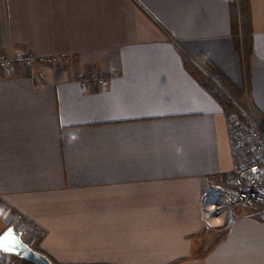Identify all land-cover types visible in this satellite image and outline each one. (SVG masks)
I'll list each match as a JSON object with an SVG mask.
<instances>
[{
	"label": "crops",
	"instance_id": "crops-1",
	"mask_svg": "<svg viewBox=\"0 0 264 264\" xmlns=\"http://www.w3.org/2000/svg\"><path fill=\"white\" fill-rule=\"evenodd\" d=\"M248 6L264 115V0ZM233 26L231 0H0V56L64 59L0 70V201L44 230L40 249L61 264H264L248 211L204 240L201 198L233 157L228 110L189 64L213 79L203 54L241 87ZM93 71L108 87H82Z\"/></svg>",
	"mask_w": 264,
	"mask_h": 264
},
{
	"label": "built area",
	"instance_id": "built-area-1",
	"mask_svg": "<svg viewBox=\"0 0 264 264\" xmlns=\"http://www.w3.org/2000/svg\"><path fill=\"white\" fill-rule=\"evenodd\" d=\"M62 61V58H39L33 53L19 54L13 59L0 56V70L9 72L17 68L29 69L37 64H57ZM80 83L85 89H104L110 80L101 72L93 71L81 79ZM227 125L233 168L218 185L204 192L201 198L203 214H225V223L229 224L235 218L234 214L244 208L264 221V128L248 126L229 112ZM17 219L33 225L22 214L17 213ZM35 228L43 232L40 226ZM3 256L0 253V262L8 264L2 259Z\"/></svg>",
	"mask_w": 264,
	"mask_h": 264
},
{
	"label": "trees",
	"instance_id": "trees-1",
	"mask_svg": "<svg viewBox=\"0 0 264 264\" xmlns=\"http://www.w3.org/2000/svg\"><path fill=\"white\" fill-rule=\"evenodd\" d=\"M231 10L233 17V42L235 50L239 55L242 62L243 77L246 81L248 76V60L252 50V30L249 21V6L248 0H231ZM197 60L202 64L205 70L212 76L209 78L200 70L189 64V69L192 74L200 81V83L215 97L221 105L228 111L234 112V101L228 96L227 93L232 94L233 97H238L243 93L244 85L241 87L234 84L219 68H217L206 56L203 54L197 55ZM260 118L264 121V115L255 108ZM37 251L46 255L53 264H61L49 256L45 251L36 248Z\"/></svg>",
	"mask_w": 264,
	"mask_h": 264
},
{
	"label": "rangeland",
	"instance_id": "rangeland-1",
	"mask_svg": "<svg viewBox=\"0 0 264 264\" xmlns=\"http://www.w3.org/2000/svg\"><path fill=\"white\" fill-rule=\"evenodd\" d=\"M227 94L234 101V105H235V111L234 112L228 111L229 113L239 117V119H241L242 122L248 126H259L264 128V121L260 118L257 111L255 110V106L250 100V89H249L248 78H246V84L244 85L243 93H241L238 97H233L232 94L230 93ZM244 211H248L250 214H252L250 210L241 208L234 214V217L238 216ZM29 220L33 223V225H29L25 221L18 220L17 212L7 210L6 208H4V206H2L0 201V235L7 228L13 226L23 234L24 241L28 243L31 247L36 249L39 248L38 246L39 241L42 237H44L45 232L44 230L43 232L37 231L35 228L37 224L31 219ZM226 228H227L226 223L220 226H213L206 219L204 240L207 243V245L214 244L218 240H220ZM2 259L6 261L8 264H32L30 262L19 259L12 255L10 256L4 255Z\"/></svg>",
	"mask_w": 264,
	"mask_h": 264
},
{
	"label": "water",
	"instance_id": "water-1",
	"mask_svg": "<svg viewBox=\"0 0 264 264\" xmlns=\"http://www.w3.org/2000/svg\"><path fill=\"white\" fill-rule=\"evenodd\" d=\"M0 253L15 256L32 264H53L46 255L26 243L23 234L13 226L0 235Z\"/></svg>",
	"mask_w": 264,
	"mask_h": 264
},
{
	"label": "bare ground",
	"instance_id": "bare-ground-1",
	"mask_svg": "<svg viewBox=\"0 0 264 264\" xmlns=\"http://www.w3.org/2000/svg\"><path fill=\"white\" fill-rule=\"evenodd\" d=\"M206 218L208 219L209 223L213 226H219L222 223L224 224L226 221L225 214H222L221 216H215V215L206 213Z\"/></svg>",
	"mask_w": 264,
	"mask_h": 264
}]
</instances>
